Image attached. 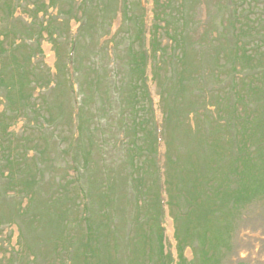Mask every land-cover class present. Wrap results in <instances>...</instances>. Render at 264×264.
Returning <instances> with one entry per match:
<instances>
[{
	"label": "rangeland",
	"instance_id": "1",
	"mask_svg": "<svg viewBox=\"0 0 264 264\" xmlns=\"http://www.w3.org/2000/svg\"><path fill=\"white\" fill-rule=\"evenodd\" d=\"M86 1L89 11L83 13L82 6ZM161 1L0 0V71L3 72L4 77L6 76V82L2 84L7 87V92L5 86L0 88V123L8 126L14 133L9 135L0 130V142L3 139L5 148L11 149L10 158L14 160L12 167H9L6 160L8 150L4 154L0 147V264H79L82 259L78 262L76 253L80 250V254L87 252L88 256L90 249H94V255H98V259L94 257L93 261L148 264L149 254L145 251L148 248H145L150 239L144 236L151 231L155 238L152 246L156 250L155 253L152 251L154 257L151 264L158 262L159 264H264V191L260 192L261 189L256 191L250 201L237 208L234 220L228 221L231 224L229 229L227 226L225 229H221L219 225L213 226L210 234L215 239L206 243L205 247L206 250L208 248L209 253L204 254L205 259L199 253L201 246L195 232L189 233L188 239L184 238L181 227L183 220L172 214L170 195L172 190L168 185L166 186L165 170H171L170 183L173 186L172 194L175 202L174 189L179 188L176 177L181 178V170L174 166L175 162H178L173 147L177 143L176 139L186 142V146L191 143L186 149L189 153L201 149L202 144L197 141L196 135L199 134H197L198 130L194 131L195 121L190 120L192 116L190 112L182 113L176 117L177 120L174 118L173 128L166 127L165 121L169 120L168 116L172 118L170 116L172 114L174 117V110L184 109L183 107L187 105L180 104V100L173 96L169 98L167 95L164 98V94L172 89V85L174 87L176 85L171 75L173 61L170 54L166 56L169 49L155 48L154 51L162 55L163 60H160L152 55L151 47L155 36L161 41L162 46L168 48L171 44L170 36L162 29L164 22L160 23L157 18V15L161 18V10H164L170 19V15L174 16L173 7L175 11L178 8L185 9L183 14L185 21L193 30V37L188 39L193 46L189 47L186 55L192 56L193 51H198L203 59L197 62L193 56L190 58L196 65L193 74L205 63L203 69L208 76L214 70L215 64L214 59L204 57L205 54L215 45L222 46L221 41L225 43L222 47L234 46L235 28L232 21L229 22L235 12L234 6L237 12L238 10L242 12L241 5L245 1L247 4L243 8H246L249 14L251 7L254 8V0H237L236 4L234 0H174L171 2L172 8L167 10L166 7L160 6ZM163 1L166 3L167 0ZM258 2L264 3V0ZM180 3L185 7L181 8ZM250 3L253 5L251 6ZM141 5L146 11L144 15L147 35L143 34L142 42L148 55L146 83L154 119L151 118V122L149 119L145 121L147 129L145 132L140 131V139L133 138L134 133L130 130V139L133 138L130 142L138 141L140 145L149 148V142H143L142 134L152 132L154 129L157 135V148L152 156L155 166L151 159L140 156L143 160L141 169L145 172V177L140 180L142 190H149L147 193H150L147 194L149 197L143 198L147 201L145 204H148V207L146 214L137 219L136 197H134L136 193L131 188L128 192L125 187L122 177L126 172L125 165L124 168L122 164L114 167L115 162H120L123 158L119 150H114L107 158L111 164L109 169L113 170L117 177H122L119 186V207L116 209L118 212H111L114 216L105 221H97L95 228L89 231L82 215L88 212L86 206L90 201L86 196L88 193L84 190L85 184L81 173L76 171L80 165L75 159L76 143L79 139L78 113L82 104L80 85L83 83L89 92L94 90V85L95 88H104L102 83L96 81L98 79L96 69L91 62L95 60L94 57H99L106 68L112 70L116 67L118 60L111 39L122 26L125 29L128 27L126 30L130 37L135 21L138 20V24L141 22L144 25ZM254 11L256 12V8ZM133 14L134 20L131 23L129 18ZM249 28L254 30V25H250ZM139 33L140 30L136 39L139 38ZM128 35L126 34L125 41L117 39L122 42L121 46L125 50ZM18 48H21L20 51H16ZM141 49L143 51L142 47ZM14 54L21 62L20 67H25L23 71L26 69L25 77L19 76L16 71L14 73L16 66ZM124 55H120L119 66L124 61L122 58H127L126 53ZM225 56L227 59L232 58ZM170 63L171 66H168ZM75 67L80 69L79 72L75 71ZM239 68L238 70L232 67L225 68L226 87H213L212 77L211 80L205 77L199 85L198 83L195 85V77L186 78L192 83L190 86L185 85L188 98L197 96L200 99L197 105L199 129L202 125L206 128L210 122L209 118L208 120L204 118L203 112L207 116L205 110L209 108L215 110L211 102L223 107L227 113L234 111L233 106L237 99L235 100L236 93L233 94L231 89H237V81L233 82L232 74L241 75L240 78L244 79V73H241ZM155 69L162 75V87L160 84L158 86L154 79ZM20 79H24L25 83L31 81L30 85L25 84L28 88L23 90V94L26 97L32 94V106L36 108H27L18 112L19 109L13 106L10 108L11 112H5L7 97L12 105L20 103V106L17 104L18 108L27 106L22 93L14 98L8 90V87L13 86L14 83H22ZM34 79L38 83H34ZM57 83L60 85L56 88ZM222 88L228 89L223 105L218 98L214 99L216 89ZM252 95V97L249 95L248 103L253 106L263 105L262 93L253 92ZM144 109L141 111V116L144 115L147 119L145 115L150 113L146 108ZM87 118L90 120L87 121ZM229 118L230 116L227 115L228 127ZM213 121L217 126V121ZM87 124L94 127L86 110L82 125L87 127ZM187 124L190 128L186 127ZM118 131L119 135L122 134L121 130ZM184 136H189L192 140ZM22 145L28 149V152L21 148ZM96 158L97 156H94V161ZM127 161L131 163L129 157ZM95 165L93 164L94 167ZM9 169L15 171L16 175L12 176ZM157 190L160 191L158 193L160 200L157 197ZM158 209L161 214L160 221L157 222L155 218ZM97 213L95 215L98 218L107 215L105 211ZM93 216L94 214L90 217ZM61 219L65 220L67 230L60 224ZM156 223L163 228L161 234L165 253L169 254V261L161 257L160 247L158 248L160 239L155 235L158 232ZM158 230L160 231V228ZM219 230L223 233V238L220 237ZM141 235L142 238L139 239ZM86 243H91L87 251L84 246ZM78 246L79 250H77ZM180 250L184 257H181V262Z\"/></svg>",
	"mask_w": 264,
	"mask_h": 264
},
{
	"label": "trees",
	"instance_id": "2",
	"mask_svg": "<svg viewBox=\"0 0 264 264\" xmlns=\"http://www.w3.org/2000/svg\"><path fill=\"white\" fill-rule=\"evenodd\" d=\"M172 1L174 0H167L165 3L162 0L160 6L166 7V10L168 8L171 9V6H173L171 4ZM99 2H101V0H99ZM243 2L241 5L242 12L239 10L237 12L234 6V15L229 20V22L232 21L235 28L234 46H231V48L222 47L225 43L221 41L220 43L223 44L220 45L222 46L215 45L205 54L206 56H204L214 59V70L212 73L210 72L211 74L208 76H206V71L203 69L205 63L202 65L201 69H197L193 74L196 65L191 62L190 58L193 56L194 60L197 62L203 59L199 56L198 51H193L191 53L192 56H190L188 52V55H186V51L189 47L193 46V44L188 42V39L193 37V30L189 27L190 24L185 21L183 15L185 9L178 8L176 12L173 7L172 13L174 16L170 15V19L164 10H161V18L160 15H157L160 23L164 22L162 29L170 36V47L167 48L162 46L157 36H155L153 42H151V47L153 49L152 55L156 59L163 60L162 55L159 54L158 51H154L156 47H160L159 50H164V48L170 50V53L169 50L166 52V56L170 54L171 61H173L172 66L171 63L168 64V66L173 68L171 70V75L174 77L176 85L175 87L172 85V89L170 88L171 90H168L166 95L164 94V98L167 97V95L169 98L173 96L180 100V104L184 103V105H187L183 107L184 109L174 110V117L170 114L172 118L168 116L169 120L165 121V125L168 129L173 128L174 118L177 120L176 117H179L182 113H186V111L190 112V114H192L190 120L195 121L194 126L196 130L194 131L198 130L197 134H199L196 135L197 141L202 144L201 149H195L192 153H189L186 149L191 146V143L186 146V142L178 139H176L177 143L174 142L175 146L173 147L178 159V162L176 161L174 166L181 170V178H178L179 176L176 177L174 173L179 184V188L174 189L175 202H173V186L170 183L172 176L171 170L169 169L165 170V182L166 186L168 185L169 189L171 188L172 190L170 191L172 198V214L180 219L182 218L181 220H183V223L181 227L185 235L184 238L188 239V237H190L189 233H192V231L195 232L196 238L199 239L201 246L199 253L201 256H204L202 257L203 259H205V255L209 253L208 248L206 250L205 247L206 243L215 239L212 238L210 234L213 226L219 225L221 229H225V226H227L229 229L231 224L228 223V221L234 220L236 215L235 212L238 211L237 208H240V206L247 203V201H250L257 190L261 189L260 192L264 191V3L254 0V8L251 7V13L248 14L246 8H243L247 3L245 1ZM234 3L236 4L237 0L236 2L234 0ZM253 4L250 3L251 6ZM141 7L143 6L141 5ZM180 7L184 8L185 6L180 3ZM103 8L105 9V3L103 4ZM238 8L239 7H237V9ZM255 8L256 12L254 11ZM82 9L83 13L87 12L86 10L89 11L87 1L86 4H83ZM142 9L141 16L143 18V15H146V11L144 7ZM128 11L129 10H126V12ZM145 15L143 21L144 25H142L141 22L138 24V20L135 21L130 37L128 35V30H126L128 27L125 29L122 26L111 39L115 47L116 59L118 60L116 67L112 70L108 67L106 68L104 62H102L99 57H94L95 60H92L93 62H91V64L94 65V68L97 70H95L96 77L98 78L96 81L102 83L104 88H95L94 85V90L89 92L83 83L80 85L82 104L80 106L81 110L78 113L79 139L76 143L75 159L81 166H78L76 171L78 170L79 173H81L85 184L84 190L88 193L86 196L90 201L87 205L88 207L86 206L88 212L82 215L89 231L95 228L97 221H105L109 217L114 216L111 212H118L116 209L119 207V186L122 177H124V184L127 191L129 192L131 188V190L136 193L134 197H136L135 205L138 208H135V211H137V219H140L142 215L146 214L145 211L148 207V204H145L147 201H144L143 198L149 197L147 194L150 193H147L149 190H142L140 180L145 177V172L141 169L143 167V160L140 159V156L153 161L152 156L157 148V135L154 129L152 132L142 134L143 142L146 143L148 141L150 145L149 148L144 147L143 144L140 145L138 141L130 142L134 137L135 139H140L141 130H143V132L146 131V120L148 121L149 119L151 122V118L152 120L154 119L148 85L146 83L148 55L146 54L145 45L142 42L144 40L143 34L145 36L147 35V30L145 29ZM133 16L134 14L129 18L131 23L132 20H134ZM252 16L253 18H251ZM136 17L138 16L136 15ZM250 25H254V30L249 28ZM139 30V38L136 39ZM126 34L128 35V42L127 49L125 50V48L121 46L122 42L117 41V39L120 38L122 39L121 41H125ZM249 37L250 40L248 41ZM176 46H179V48ZM20 49L18 48L16 51H20ZM124 53H126L127 58L123 57L122 59L124 61L119 66L120 55H124ZM222 53H224V55H222ZM225 55L228 57L232 56V58L227 59ZM14 59L16 64V66H14V73L16 71V73H19V76L25 77L27 75L25 73L26 69L23 71L25 67H20L21 62L17 55L14 56ZM199 66L201 67V65ZM77 67L74 69L76 72H79L80 69H77ZM159 67L160 65L158 68ZM226 67H232L234 70H238L239 68V71L244 73V79L240 78V74V76H237L238 74H232L233 82L237 81V89H231L233 94L234 92L236 93L235 100L237 99L233 106L234 111L227 113V110L223 107L211 102V105L214 106L216 111L210 108L205 110L207 111V116L202 110L201 111L203 112L204 118L206 120L209 118V121L212 123V130L210 122L207 124L206 128H203L202 125L199 129V125H197V115L199 117L197 105L200 99L196 95V97L192 99L188 98L185 85L190 86L192 83L190 79L186 78L195 77V85L197 83L199 85L200 81L205 80V77L207 80H211L212 77L214 83L213 87H226ZM161 77L162 75L159 74V70L155 69L154 79L158 86L160 84L162 87ZM5 78L6 76L4 77L3 72L0 71V88L3 86L6 87L5 84H2ZM20 80L22 83H14L13 86L8 87V90L14 98L21 93L23 94V90L28 88L25 84L30 85L31 82L25 83L24 79ZM33 81L34 83H38L35 79ZM208 83L210 84V82ZM59 85L60 84L57 83L55 87L57 88ZM5 90L7 92V87ZM253 92L255 94H263V105L253 106L248 103L250 99L249 95L252 97ZM227 94L228 89H216V94H214L216 97H214V99L218 98L219 101H221V105H223V99H226ZM42 95L46 96L47 94ZM31 96L24 97L27 103L25 108H18L20 103H17L18 105H12L7 97L5 112H11L10 108L13 106L19 109L18 112L23 109L34 108L35 106H32ZM144 108L151 114L145 115L147 119L144 115L143 117L141 116V111L145 110ZM86 110L87 115H90L91 121L94 124V129L88 124L87 127L82 125L84 112ZM218 111H220V113ZM227 115L230 116L228 119L229 127L226 121ZM86 120L89 121L90 119L87 118ZM213 120L217 121V126ZM189 126L190 125L187 124L186 127L188 128ZM0 130H3L9 135L14 134L9 130V127L4 126L2 122L0 123ZM118 130H121L122 134L119 135ZM130 130L134 133L132 139H130ZM184 138L192 140L189 136H184ZM4 144L5 142L2 139L0 147L1 151L5 154V151L8 149L5 148ZM21 148L28 152V149L24 145H22ZM114 150H119L123 155L122 161H116L114 164V167L122 164L123 168L125 165L126 172L122 177H117L114 175V171L109 169L111 164L107 157ZM7 153L6 157L8 158L6 160L9 163V167H12L14 160L10 158V156H12L11 149H9ZM94 156H97L95 161ZM124 156L127 159L129 157L131 163H128L127 159H124ZM174 160L176 159L174 158ZM154 162L155 160L153 161L155 166ZM93 164H96L95 167ZM9 170L13 176L15 171ZM189 174L190 176H188ZM158 193H160V191L157 190V197L160 200V194L158 195ZM95 203H97V205ZM102 211L107 212V215L101 218H98V216L96 217L95 214ZM92 214H94L95 218L94 216L92 218L90 217ZM160 214L161 212L158 209L155 218L157 222L160 221ZM61 220L62 221H59L60 224L67 230L65 220ZM156 225L158 226V232L157 234L155 233V235L160 239V241H158L160 244L158 248L160 247L161 257L163 256L169 261V254L165 253L163 235L161 234L163 228L159 223H156ZM159 228L160 231L158 230ZM219 233L220 237L223 238V233L221 231ZM142 235L139 239L142 238ZM144 237L150 239L145 248L148 249L145 251L149 254L147 255L150 261L148 264H151L154 257L152 251H154V253L156 252L152 246L154 245L155 238L152 231ZM90 244L91 243H86L84 245L86 251ZM77 250H79V246ZM76 256L78 262L82 259V262H79V264H113L114 262L102 263L98 260L93 261L94 257L98 259V255H94V249H90L88 256L87 252L80 254L79 250ZM179 256L181 262V257L184 258L181 250L179 251ZM77 261L76 263H78ZM156 264H159V262Z\"/></svg>",
	"mask_w": 264,
	"mask_h": 264
}]
</instances>
